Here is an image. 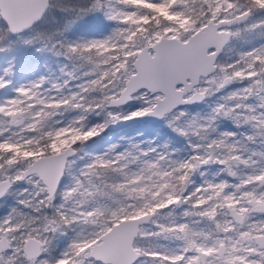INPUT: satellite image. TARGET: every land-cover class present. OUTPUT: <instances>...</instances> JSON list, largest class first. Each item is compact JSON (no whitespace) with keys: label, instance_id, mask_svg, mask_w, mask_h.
Returning a JSON list of instances; mask_svg holds the SVG:
<instances>
[{"label":"snow or ice","instance_id":"6c2138e0","mask_svg":"<svg viewBox=\"0 0 264 264\" xmlns=\"http://www.w3.org/2000/svg\"><path fill=\"white\" fill-rule=\"evenodd\" d=\"M53 8L75 11L69 26L94 12L116 26L100 39L25 38ZM253 34L259 43L233 49ZM12 37L73 65L61 69L62 81L41 76L0 98V197L18 182L32 186L18 201L30 211L0 217V264H264V0H88L72 9L60 0H0V52ZM226 51L232 56L219 60ZM12 74L10 61L0 89ZM233 83L243 86L204 116L178 109ZM131 101L140 106L126 112ZM68 112L75 115L57 119ZM93 113L103 119L91 123ZM148 116L194 138L192 154L113 143L79 155L110 124ZM221 117L251 134L213 135ZM257 140L259 149L249 148ZM212 164L219 172L207 178ZM197 172L205 178L194 185ZM66 174L71 184L59 191ZM68 229L70 243L52 256V238Z\"/></svg>","mask_w":264,"mask_h":264},{"label":"trees","instance_id":"16d2710c","mask_svg":"<svg viewBox=\"0 0 264 264\" xmlns=\"http://www.w3.org/2000/svg\"><path fill=\"white\" fill-rule=\"evenodd\" d=\"M88 0H60V3L67 5L69 9L75 8L77 6L85 5ZM76 17L75 11H61L59 8H53L48 11L40 21H38L34 25V30L29 32L33 35L32 38H35L37 34L42 36L52 35L54 39L61 38L60 34H63V38L69 40H76L80 38L87 37L91 34L99 33L106 29L109 25V21L103 17L102 12H94L88 13L76 19L75 23L68 25L69 20H73ZM12 37L13 43L9 48H6L5 51L0 52V69L6 67L8 62H12L13 64V74L11 76L12 84L7 89H0V93H4L11 89L13 83L20 79L22 76L28 73L30 70H36L42 72L43 75H47L48 65L49 64L53 70H55L60 76L62 74L61 69L64 68L65 65L68 66L70 70L72 68L73 62L66 59L64 56H58L54 51H49L48 49H41L40 43L33 44H24L21 40L15 39ZM259 43V37L253 35H248L244 39L235 40V48L236 49H246L251 47L253 44ZM37 49H41L37 51ZM213 98L217 99V93L213 94ZM203 103V102H202ZM129 104L125 105L128 107ZM199 105H184L187 110L185 113L187 114L190 108H196ZM125 110V109H124ZM65 113V114H69ZM100 117V116H98ZM157 126V131L159 134L164 135L166 145H174V149L172 152L177 154L178 151L182 147H186L189 143V138L174 130L172 126L168 124L159 125L158 123H154ZM216 135L217 133L222 132H235L238 133L241 126H237L231 119L226 117H221L216 121L215 124ZM108 130L104 129L102 132L108 137ZM97 137L90 139L88 142L91 144L96 143ZM207 172L212 169L211 166H206ZM217 169V168H216ZM219 171V169H218ZM224 174V173H220ZM200 174L197 172L193 175L192 180L195 185L197 180L203 179ZM11 202L7 199V196L3 197L0 200V217L4 215L6 211H11L12 209ZM16 208H22L23 211H30L27 208H24L22 205L17 203ZM45 212L50 213L52 209H45ZM72 232L71 229H68L63 234H56L51 241V255L55 256L59 250L63 247L64 243L68 241L69 235Z\"/></svg>","mask_w":264,"mask_h":264},{"label":"rangeland","instance_id":"374dc122","mask_svg":"<svg viewBox=\"0 0 264 264\" xmlns=\"http://www.w3.org/2000/svg\"><path fill=\"white\" fill-rule=\"evenodd\" d=\"M103 17L110 22L108 27L99 33L91 34L87 37H84V39H93V38L100 39V38H103V37H105L111 33L112 29L116 26V23L114 21L107 19V17L104 14H103ZM32 37H33V35L30 34L29 32L25 34V38H32ZM15 39H17V38L15 37ZM234 42L235 41H233V49L239 50V49L235 48ZM231 56H232V52L226 51V52L221 53L219 55L218 59L221 61L228 60ZM47 65H48V72H47L46 77H49L54 81H56V80L62 81L64 79L62 74L60 76H58L57 75L58 73L55 70H53V68L49 64H47ZM41 76H45V75H43L42 72H39L36 70L28 71L27 74H25L24 76H22L20 79H18L16 82L13 83V86L11 87V89H9L8 91H6L4 93L3 92L0 93V98H3L5 95H8V96L14 95V92L12 91V89L14 87H16L22 83H26L28 81H31V80H36ZM79 82H80L79 80L70 81L69 87H74L75 84H77ZM241 86H243L241 83H233L232 85H229L225 89H222L220 92H217V97H218L217 99L213 98V95L205 97V99L202 100L203 103L201 102L200 106H198L196 108H190L189 112L186 114V118H190V117L197 115V114H199L200 116L206 115L208 112L211 111V108L213 106H215V104L219 101V98L221 96H223V95L227 94L229 91H231L237 87H241ZM131 102H132V104L128 105V107L124 106V109L126 112H131L140 106L138 101H131ZM178 109L181 111H184V112L187 110V108L184 105L179 106ZM73 115H75V113L70 112L69 114H64V116H62V117H57V119H68V118H71ZM102 119H103L102 116L98 117V115H96L95 113L89 115V121L91 123L99 122ZM154 123H158L159 125L160 124L165 125V124H168V121L165 118H162L161 120H158V121L143 120V121H139L136 123L125 124V125H122L120 127H111L109 125L108 126L109 130H108V134H107L108 137H106L105 134L103 132H101L98 136H96L97 137L96 143L91 144L88 141H86L84 143V145L82 146V150L80 151L79 155L86 159L87 153H93V154L100 153V152L104 151L109 144H113V143L118 144L120 146L121 150L123 148L128 147L130 143H138V144H140L141 147H147V146H149V144H151V146L157 147L158 150H164L165 146H167L166 150L172 154L173 158H177V159L185 158V157L192 154L193 150L191 147L190 139L192 142H194V138L188 137L189 143L187 144V146L182 147L178 151L177 154H174L172 152V150L174 149V145H170V146L166 145L164 135L159 134V132L157 131L158 128ZM108 127H106L105 129H107ZM251 131L252 130L248 126L241 125L239 132L238 133L233 132V133L236 134L235 139H244L246 137V135L251 134ZM248 146H249V148H252V149H259V147H260L259 140H257V143H255V144L249 143ZM83 162H84L83 160H79V159L76 161L75 165L73 166V174L75 173L76 170L79 169V167L82 166ZM209 166L212 167V169H210V171L207 172V168L203 169L205 171V177H207V178H211L214 174L218 173L219 172L218 169L220 168V166L216 165V164H212ZM221 177L228 179L230 182L234 180V178L227 177L225 174H219L218 178H221ZM203 179L197 180L195 185H198L199 183H201ZM71 181H72V175L66 174L65 179H64L59 191H63L65 186L71 184ZM26 188L29 191L32 190L31 185H29L26 181H21V182H18L16 184L15 189H13L12 191H10L7 194V199L9 200V202H11V205L13 208L14 207L16 208L19 199L23 198L20 195V193H22L23 190ZM55 202L60 203L61 197L57 196ZM9 212H10L9 210L6 211L4 213V216ZM73 234H74L73 232L70 233L68 243H70V240H71V237ZM145 243H147V241H141V244H145ZM67 244L63 247V249L61 251L64 250V248L67 246Z\"/></svg>","mask_w":264,"mask_h":264},{"label":"water","instance_id":"95a60500","mask_svg":"<svg viewBox=\"0 0 264 264\" xmlns=\"http://www.w3.org/2000/svg\"><path fill=\"white\" fill-rule=\"evenodd\" d=\"M41 20V19H40ZM38 20V21H40ZM37 21V22H38ZM36 22V23H37ZM219 57V56H218ZM202 101H197V102H192V103H187L189 105H198L200 104ZM182 105H186V104H182ZM182 105H179V106H182ZM178 106V107H179ZM162 117H153V116H148V117H140V118H134L132 120H124V121H120L116 124H110L111 127H120L122 125H125V124H129V123H136V122H139V121H143V120H151V121H158V120H161ZM1 198V197H0Z\"/></svg>","mask_w":264,"mask_h":264},{"label":"flooded vegetation","instance_id":"af4514ba","mask_svg":"<svg viewBox=\"0 0 264 264\" xmlns=\"http://www.w3.org/2000/svg\"><path fill=\"white\" fill-rule=\"evenodd\" d=\"M198 105H199V104H198ZM64 179H65V176H63V177L61 178V184H60V187H61V185H62ZM15 187H16V185L13 186V189H15ZM60 187H59V189H60ZM13 189H12V190H13ZM12 190H11V191H12ZM5 196H7V194H6ZM5 196H3V197H5ZM3 197H1L0 200H1ZM3 216H4V215H3ZM3 216H2V217H3ZM69 236H70V235H69ZM68 241H69V238H68ZM68 241H67L66 243H64L63 247L68 243ZM63 247L61 248V250L63 249ZM61 250H59V252H57V254H56L55 256H58L59 253L61 252Z\"/></svg>","mask_w":264,"mask_h":264}]
</instances>
